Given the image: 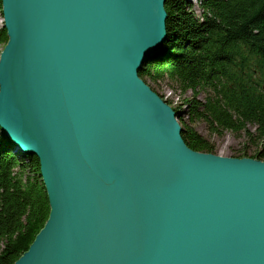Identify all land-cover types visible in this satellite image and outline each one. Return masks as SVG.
Here are the masks:
<instances>
[{"label":"water","instance_id":"95a60500","mask_svg":"<svg viewBox=\"0 0 264 264\" xmlns=\"http://www.w3.org/2000/svg\"><path fill=\"white\" fill-rule=\"evenodd\" d=\"M165 0H1L0 128L49 214L13 264H264V160L197 151L138 70Z\"/></svg>","mask_w":264,"mask_h":264},{"label":"trees","instance_id":"16d2710c","mask_svg":"<svg viewBox=\"0 0 264 264\" xmlns=\"http://www.w3.org/2000/svg\"><path fill=\"white\" fill-rule=\"evenodd\" d=\"M195 1L198 15L191 0H165L166 38L138 75L151 88L148 82L166 81L191 91L179 116L187 146L214 152L192 126L200 120L209 134L244 131L254 147L249 157L264 160V0ZM6 42L1 26L0 45ZM14 147L0 128V264L29 247L50 209L39 160Z\"/></svg>","mask_w":264,"mask_h":264},{"label":"rangeland","instance_id":"374dc122","mask_svg":"<svg viewBox=\"0 0 264 264\" xmlns=\"http://www.w3.org/2000/svg\"><path fill=\"white\" fill-rule=\"evenodd\" d=\"M191 2V11L198 15L200 10L197 2L195 0H191ZM1 19L4 20L2 13L0 14V24L2 23L3 25V21L1 22ZM3 47V45H0V55ZM148 83H150V85L152 86L151 89L159 94L166 102H168L173 109L178 110L179 112L186 109V106L184 105V98H190L192 96L190 90H187L184 93L180 92V89L174 83L166 81ZM198 96L200 98H203L202 93H199ZM181 114L182 113H180V115ZM182 120L184 122H187L185 115L182 116ZM192 126L198 133L207 138L214 145V154L230 157H249L253 154L254 147L248 144L247 137L244 131H242L238 136L231 133L230 131H225L222 135L218 136L215 134H209L203 121H195L192 123ZM14 146V149L17 150V152H21L15 144Z\"/></svg>","mask_w":264,"mask_h":264},{"label":"bare ground","instance_id":"6f19581e","mask_svg":"<svg viewBox=\"0 0 264 264\" xmlns=\"http://www.w3.org/2000/svg\"><path fill=\"white\" fill-rule=\"evenodd\" d=\"M0 14H1V11H0ZM2 21H3V23H4V20L1 19V22H2ZM1 25H2V23L0 24V26H1ZM2 26H3V25H2ZM177 111H178V110H177ZM180 113H182V111H181Z\"/></svg>","mask_w":264,"mask_h":264}]
</instances>
